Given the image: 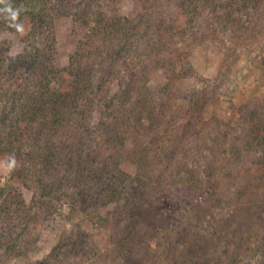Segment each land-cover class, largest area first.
<instances>
[{
	"label": "trees",
	"instance_id": "1",
	"mask_svg": "<svg viewBox=\"0 0 264 264\" xmlns=\"http://www.w3.org/2000/svg\"><path fill=\"white\" fill-rule=\"evenodd\" d=\"M64 16L82 33L61 66ZM23 27L20 53L0 45V157L31 198L0 187V264L28 258L63 207L55 264H264V101L207 117L220 85L175 43L220 39L228 58L255 53L264 67V0H0V32ZM102 231L111 252L94 241Z\"/></svg>",
	"mask_w": 264,
	"mask_h": 264
},
{
	"label": "rangeland",
	"instance_id": "2",
	"mask_svg": "<svg viewBox=\"0 0 264 264\" xmlns=\"http://www.w3.org/2000/svg\"><path fill=\"white\" fill-rule=\"evenodd\" d=\"M128 4L124 3L122 13L128 10ZM174 26L179 34L186 28V19L181 11L175 10L172 14ZM25 27L19 33L0 32V45L7 43L11 55L20 53L23 49L22 37ZM54 31L57 41L58 64L64 66L68 63L71 43L82 33V28L74 23L71 17H58L54 21ZM189 34H182L175 39L177 50L188 60L193 72L205 79L215 81L220 85V93L205 106L207 117H216L221 120H236L240 105L249 100L264 101V85L260 80L264 76V67L260 60H256L255 53L238 54L228 58L220 43V39H202L192 37ZM73 40V41H72ZM196 76V75H195ZM152 83L162 84L163 74L150 78ZM190 81V80H189ZM116 88L115 84L110 86V91ZM131 146V145H128ZM122 169L129 175H134L136 169L134 158L130 153L124 155ZM10 185L24 196L26 200L31 198V192L20 182L9 180V170L6 157H0V187ZM68 209H58L46 222L38 224L39 234L37 248L28 258L11 261L10 264H55L52 261L51 253L57 245L64 231L71 227L68 218ZM87 230L92 228L91 222L86 218H80ZM94 241L103 252H111L112 242L109 240L108 231H102L95 235ZM106 262L104 261V263Z\"/></svg>",
	"mask_w": 264,
	"mask_h": 264
}]
</instances>
